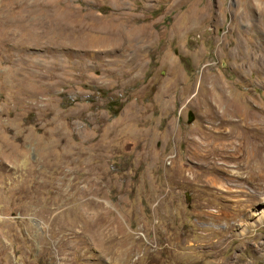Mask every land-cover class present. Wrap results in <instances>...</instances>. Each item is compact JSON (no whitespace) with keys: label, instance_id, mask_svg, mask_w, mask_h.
I'll list each match as a JSON object with an SVG mask.
<instances>
[{"label":"rangeland","instance_id":"374dc122","mask_svg":"<svg viewBox=\"0 0 264 264\" xmlns=\"http://www.w3.org/2000/svg\"><path fill=\"white\" fill-rule=\"evenodd\" d=\"M33 1L0 0V264H264L262 191L195 157L264 118V0Z\"/></svg>","mask_w":264,"mask_h":264},{"label":"bare ground","instance_id":"6f19581e","mask_svg":"<svg viewBox=\"0 0 264 264\" xmlns=\"http://www.w3.org/2000/svg\"><path fill=\"white\" fill-rule=\"evenodd\" d=\"M32 3H33L32 5L31 3L29 5H30V9L33 10L34 14L40 15L42 12L48 11V8H47L48 5H46L43 1L34 0ZM50 4L52 7L55 8L56 6L55 2H51ZM65 7H66L65 9L66 11L68 9H71L70 5L68 4H65ZM66 15H73V18H75V17H79L81 14L79 10L75 9L72 13H69ZM43 19L40 17L34 18V20L38 22L39 29L47 31L48 25L47 23H44ZM77 19L75 18L74 20L76 21ZM114 21L116 22L117 19ZM115 25L113 24V26ZM117 34L119 33L111 32V33H108L107 35H108V38H115L114 36H116ZM101 45L109 46L110 42L108 43L104 42ZM258 112H259L258 114H263V112L261 113V111H258ZM245 118L238 117V119L236 120H230L232 123H234L236 127L239 128V132H237L236 134L232 132L234 133L233 135L232 133L231 135H226L225 137L221 139L218 145L208 146L205 149H203V151L200 150L201 153L197 152V156L195 157H197L199 166H204L206 168L214 169V170L216 169L220 170V167L222 165L232 162L234 166H236L237 168L241 170L240 172L236 173V176L244 180L242 185L244 186H246V184H253V186L256 185L257 188L260 190V192L262 191V194L264 195V118L263 117L260 118V116H258V119H257L258 122H255L256 123L255 127L248 125L247 122H245ZM258 134L260 135V137L256 138L255 136ZM15 161L17 162V158H15ZM112 233H104V236H103L104 241L113 240Z\"/></svg>","mask_w":264,"mask_h":264},{"label":"water","instance_id":"95a60500","mask_svg":"<svg viewBox=\"0 0 264 264\" xmlns=\"http://www.w3.org/2000/svg\"><path fill=\"white\" fill-rule=\"evenodd\" d=\"M193 119H194V115L192 111L189 110L187 113V122L190 123Z\"/></svg>","mask_w":264,"mask_h":264},{"label":"trees","instance_id":"16d2710c","mask_svg":"<svg viewBox=\"0 0 264 264\" xmlns=\"http://www.w3.org/2000/svg\"><path fill=\"white\" fill-rule=\"evenodd\" d=\"M112 115H114V113H112Z\"/></svg>","mask_w":264,"mask_h":264}]
</instances>
